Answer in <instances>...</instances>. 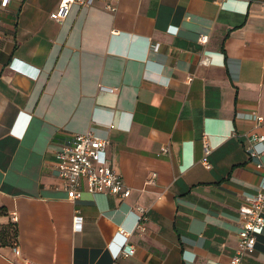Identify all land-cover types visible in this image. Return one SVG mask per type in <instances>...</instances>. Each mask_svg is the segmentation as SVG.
Returning a JSON list of instances; mask_svg holds the SVG:
<instances>
[{
	"label": "crops",
	"instance_id": "obj_1",
	"mask_svg": "<svg viewBox=\"0 0 264 264\" xmlns=\"http://www.w3.org/2000/svg\"><path fill=\"white\" fill-rule=\"evenodd\" d=\"M58 1L0 9V227L15 229L0 264H226L264 170L242 148L264 134L252 119L264 120V0L72 4L53 21ZM86 131L108 139L126 198L66 199L53 152ZM117 228L134 249L112 259ZM241 264H264V229Z\"/></svg>",
	"mask_w": 264,
	"mask_h": 264
},
{
	"label": "built area",
	"instance_id": "obj_2",
	"mask_svg": "<svg viewBox=\"0 0 264 264\" xmlns=\"http://www.w3.org/2000/svg\"><path fill=\"white\" fill-rule=\"evenodd\" d=\"M118 1L59 0L56 8L48 14V18L53 21L62 20L72 4L87 7L95 2H100L104 10L114 12ZM243 1L247 4L250 0ZM7 2L8 0H0V9L4 8ZM205 39V35H200L198 38L200 42H205ZM9 65L11 66V64ZM252 119L255 126H264L261 116L254 114ZM108 127L111 128L112 125L110 124ZM231 135L234 134L231 133ZM107 145V138L86 131L74 134L67 143L54 150V168L62 189L66 193V199L76 200L82 192L107 194L119 199H124L129 195V188L124 185L106 156ZM200 146L202 153L199 162L205 169H208L210 163L207 156L210 153V146L205 135L200 138ZM242 148L248 161L252 162L256 169L262 170L264 166L260 158L264 156V134L256 131L244 133ZM158 152L160 154L168 153L167 146H161ZM133 213L135 214L134 228L143 230L144 227L140 221L145 219L144 209L136 206ZM238 215L239 227L236 233L235 249L226 264H241L242 257L252 253L256 236L261 234L264 229V170L261 171L258 178L255 192L243 195L238 206ZM79 219L77 213L72 216L73 226H76ZM114 237L121 239L122 246L116 255H112V259L132 254L134 248L129 243L128 232L123 228H117L111 239ZM110 241L107 245L111 244ZM12 249L17 253L15 247ZM20 262V264H31L24 259Z\"/></svg>",
	"mask_w": 264,
	"mask_h": 264
},
{
	"label": "trees",
	"instance_id": "obj_3",
	"mask_svg": "<svg viewBox=\"0 0 264 264\" xmlns=\"http://www.w3.org/2000/svg\"><path fill=\"white\" fill-rule=\"evenodd\" d=\"M8 228L10 230V238L13 239L14 238V235H15V229H14V226H13V223L12 222H8V224L6 225L5 228L3 227H0V240L2 239H5L6 236H8ZM4 242V241H3Z\"/></svg>",
	"mask_w": 264,
	"mask_h": 264
},
{
	"label": "clouds",
	"instance_id": "obj_4",
	"mask_svg": "<svg viewBox=\"0 0 264 264\" xmlns=\"http://www.w3.org/2000/svg\"><path fill=\"white\" fill-rule=\"evenodd\" d=\"M121 239L119 238L118 243L114 246V249L112 251L111 257L112 255H116L120 249V247L122 246V243H120ZM111 244L107 245V248L110 246Z\"/></svg>",
	"mask_w": 264,
	"mask_h": 264
}]
</instances>
